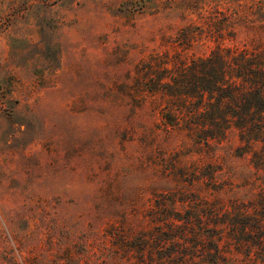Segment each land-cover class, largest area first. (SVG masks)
<instances>
[{
	"label": "rangeland",
	"instance_id": "rangeland-1",
	"mask_svg": "<svg viewBox=\"0 0 264 264\" xmlns=\"http://www.w3.org/2000/svg\"><path fill=\"white\" fill-rule=\"evenodd\" d=\"M208 4L264 0H0V261L39 248L46 264H115L104 253L117 234L104 228L131 212L125 202L150 176L141 111L110 91ZM214 46L202 37L186 54Z\"/></svg>",
	"mask_w": 264,
	"mask_h": 264
},
{
	"label": "trees",
	"instance_id": "trees-1",
	"mask_svg": "<svg viewBox=\"0 0 264 264\" xmlns=\"http://www.w3.org/2000/svg\"><path fill=\"white\" fill-rule=\"evenodd\" d=\"M263 9L197 7V24L162 37L167 48L110 91L141 111V175L150 176L125 202L131 212L104 228L117 234L104 253L115 264H264ZM225 33L247 40L225 45ZM202 37L215 46L187 55ZM20 264L46 263L36 248Z\"/></svg>",
	"mask_w": 264,
	"mask_h": 264
}]
</instances>
